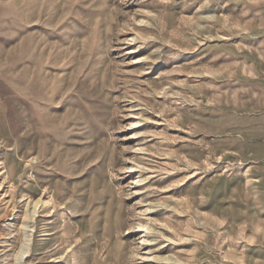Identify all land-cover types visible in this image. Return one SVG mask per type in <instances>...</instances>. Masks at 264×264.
<instances>
[{
    "label": "rangeland",
    "instance_id": "rangeland-1",
    "mask_svg": "<svg viewBox=\"0 0 264 264\" xmlns=\"http://www.w3.org/2000/svg\"><path fill=\"white\" fill-rule=\"evenodd\" d=\"M0 264H264V0H0Z\"/></svg>",
    "mask_w": 264,
    "mask_h": 264
},
{
    "label": "bare ground",
    "instance_id": "bare-ground-1",
    "mask_svg": "<svg viewBox=\"0 0 264 264\" xmlns=\"http://www.w3.org/2000/svg\"><path fill=\"white\" fill-rule=\"evenodd\" d=\"M38 203V202H37ZM42 204V203H41ZM35 208H36V206H35ZM25 253V251H21V255L20 256H22L23 254Z\"/></svg>",
    "mask_w": 264,
    "mask_h": 264
}]
</instances>
